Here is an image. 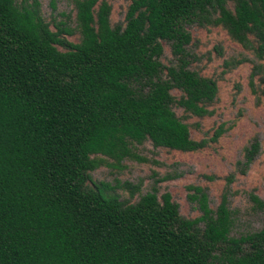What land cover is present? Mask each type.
Returning a JSON list of instances; mask_svg holds the SVG:
<instances>
[{"label": "trees", "instance_id": "obj_1", "mask_svg": "<svg viewBox=\"0 0 264 264\" xmlns=\"http://www.w3.org/2000/svg\"><path fill=\"white\" fill-rule=\"evenodd\" d=\"M72 2L74 26L52 20L51 29L36 0H0V264H264V227L230 234L226 187L211 209L203 188L188 186L200 214L184 218L168 192L158 198L151 186L126 203L90 179L98 155L118 163L145 140L206 145L172 110L208 115L217 90L188 67L186 25H219L263 60L264 0H130L123 25H110L107 0ZM74 31L76 42L66 38ZM249 77L264 101V62ZM257 151L253 139L235 171L245 173Z\"/></svg>", "mask_w": 264, "mask_h": 264}, {"label": "rangeland", "instance_id": "obj_2", "mask_svg": "<svg viewBox=\"0 0 264 264\" xmlns=\"http://www.w3.org/2000/svg\"><path fill=\"white\" fill-rule=\"evenodd\" d=\"M36 1L41 17L51 29L52 20H62L70 27L74 26L72 0ZM107 1L110 4V25H123L130 0ZM186 30L190 34L186 45L188 67L212 78L217 90L214 99L206 106L210 110L208 115L189 114L176 104L172 105V110L187 124L189 136L194 140L205 139L206 145L195 151H180L154 147L148 140L135 143L133 156L118 163L98 155L103 163L90 172L91 182L108 185L126 203H133L153 186L158 198L163 192L169 193L184 218L200 214L195 203L187 198L188 186L203 188L211 209L215 208L226 187L228 208L233 216L230 234L257 230L264 227V212L252 205L249 195H256L264 201V101L259 95L256 77L251 78L250 83L249 74L252 65L264 62V58L257 59L251 50L230 39L219 25L191 23L186 25ZM66 38L76 42L78 34L74 31ZM159 59L164 65L173 62L169 45L165 42H162ZM170 93L174 98L180 95L176 89ZM217 129H220L219 135L214 141L209 140ZM253 139L258 142V151L245 173L239 174L235 171V163L242 160L243 148ZM230 173L233 178L226 184L225 176Z\"/></svg>", "mask_w": 264, "mask_h": 264}]
</instances>
